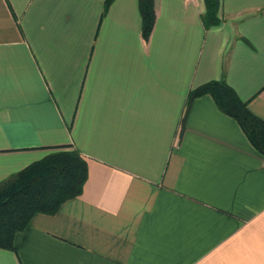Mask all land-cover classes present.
<instances>
[{"label": "crops", "instance_id": "crops-1", "mask_svg": "<svg viewBox=\"0 0 264 264\" xmlns=\"http://www.w3.org/2000/svg\"><path fill=\"white\" fill-rule=\"evenodd\" d=\"M0 0V182L59 148L83 192L17 231L0 264H264V153L211 95L264 121V0Z\"/></svg>", "mask_w": 264, "mask_h": 264}, {"label": "trees", "instance_id": "trees-1", "mask_svg": "<svg viewBox=\"0 0 264 264\" xmlns=\"http://www.w3.org/2000/svg\"><path fill=\"white\" fill-rule=\"evenodd\" d=\"M113 0H106L105 11ZM206 28L221 22V0H205ZM143 36L148 41L155 27V0H139ZM211 95L218 107L235 118L250 141L264 153V121L253 114L225 78L210 80L190 91V103ZM88 163L77 148H59L0 182V248L15 250L17 231L27 227L37 213H55L61 204L83 192Z\"/></svg>", "mask_w": 264, "mask_h": 264}]
</instances>
